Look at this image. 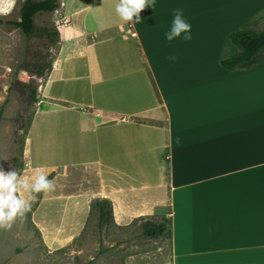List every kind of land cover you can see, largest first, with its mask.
Returning a JSON list of instances; mask_svg holds the SVG:
<instances>
[{"label":"crops","instance_id":"1","mask_svg":"<svg viewBox=\"0 0 264 264\" xmlns=\"http://www.w3.org/2000/svg\"><path fill=\"white\" fill-rule=\"evenodd\" d=\"M59 1L69 22L23 177L95 169L87 197L109 201L115 227L169 220V264H264V61L220 65L237 53L229 34L264 25V0H155L138 24L118 17L119 0ZM176 8L191 41L164 39Z\"/></svg>","mask_w":264,"mask_h":264},{"label":"rangeland","instance_id":"2","mask_svg":"<svg viewBox=\"0 0 264 264\" xmlns=\"http://www.w3.org/2000/svg\"><path fill=\"white\" fill-rule=\"evenodd\" d=\"M23 1L0 0V170L5 172L23 162L24 134L35 110L24 86L34 83L37 93L41 86V79L26 68L43 64L35 54L44 56L47 48L51 61L58 47L38 37L26 40L19 30L1 23L18 21ZM67 22L56 12L35 19L37 28L58 29ZM19 176L30 180L23 170ZM49 180L54 188L48 194L18 193L30 207L10 227H0V264H169L167 235L142 238L138 223L117 228L108 222L98 228L93 207L97 199L87 197L97 190L95 169L52 173Z\"/></svg>","mask_w":264,"mask_h":264},{"label":"trees","instance_id":"3","mask_svg":"<svg viewBox=\"0 0 264 264\" xmlns=\"http://www.w3.org/2000/svg\"><path fill=\"white\" fill-rule=\"evenodd\" d=\"M59 8V0H24L19 9L18 21H4L1 23L19 30L26 40L38 37L46 40L48 45L54 46L58 44L59 41L58 30L55 27L37 28L35 25V19L42 15H51ZM227 38L231 44L237 48V53L220 62V65L224 70H250L264 61V28L260 30L255 28H244L229 34ZM35 58L36 60L45 62L43 64H33L27 67L26 70L37 79H44L51 70L53 60L52 58V60L49 61L51 58L49 48L45 50L44 56L36 53ZM24 89L27 91L30 101L33 104H36L38 100L37 86L34 85V83H29L24 86ZM32 115L24 135L27 133ZM23 166V162L21 161L14 167V169L20 174L23 170ZM47 178L49 179V176ZM93 207L97 212V226L99 229H102L108 222L112 223L111 205L109 201L104 199L97 200L93 203ZM160 219V221H156L155 219L150 218H140L135 220L131 225L136 223L139 224L141 230L140 236L142 238L156 240L165 235L168 236L170 222L164 217Z\"/></svg>","mask_w":264,"mask_h":264},{"label":"clouds","instance_id":"4","mask_svg":"<svg viewBox=\"0 0 264 264\" xmlns=\"http://www.w3.org/2000/svg\"><path fill=\"white\" fill-rule=\"evenodd\" d=\"M145 7H155V0H119L116 5V14L122 21L138 24L141 22L139 13ZM182 38L191 41V24L184 18L183 10L173 9V19L170 28L164 33V39L168 42ZM171 62H176V56H169ZM54 188L53 180H49L42 169H35L29 179H21L16 170L5 172L0 170V227H10L13 220L23 216L28 211L30 204L18 193L48 192Z\"/></svg>","mask_w":264,"mask_h":264}]
</instances>
